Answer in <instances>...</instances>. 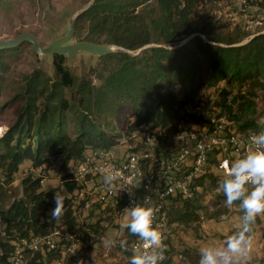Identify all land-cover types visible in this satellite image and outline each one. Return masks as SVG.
Wrapping results in <instances>:
<instances>
[{
    "label": "trees",
    "instance_id": "16d2710c",
    "mask_svg": "<svg viewBox=\"0 0 264 264\" xmlns=\"http://www.w3.org/2000/svg\"><path fill=\"white\" fill-rule=\"evenodd\" d=\"M204 2L212 0H95L77 18L74 38L123 49L102 57L114 61L95 75L100 84L92 76L75 75L67 65L68 56L62 54L53 55V75L38 68L25 77L13 100L23 103L17 119L0 135V221L7 224L8 240L31 238L50 229L47 217L55 190H41L43 176L29 174L22 182V196H13L15 174L25 161L37 169L60 157L65 165L81 159L88 149L118 145L140 126L176 131L181 125L211 126L213 118L224 117L241 133L264 129V112L259 111L264 93V31L240 45L236 44L241 38L214 35L196 22ZM193 34L197 35L177 46ZM18 50H0V95L9 61ZM208 87L215 88L216 97L205 110L195 111ZM205 180L208 187L224 179L210 173L200 184L205 186ZM62 183L73 191V182L64 177ZM218 199L219 207L205 213L210 219L229 217L225 197ZM198 202L172 205L170 223L201 222L203 208ZM71 206L67 198L63 220L69 225L74 223ZM125 238L131 243L137 237L125 228ZM164 247L161 264H180L167 241ZM11 250L8 241L0 240V264H8ZM179 254L186 262L199 264L197 248ZM60 255L37 253L27 264H51Z\"/></svg>",
    "mask_w": 264,
    "mask_h": 264
},
{
    "label": "built area",
    "instance_id": "2783aa9c",
    "mask_svg": "<svg viewBox=\"0 0 264 264\" xmlns=\"http://www.w3.org/2000/svg\"><path fill=\"white\" fill-rule=\"evenodd\" d=\"M253 133L257 132H238L224 117L213 118L211 126L181 125L176 131L140 126L126 137L123 152L115 151L119 143L110 148L88 149L81 159L65 165L61 160L60 178L75 184L73 191L66 189L71 193L74 223L69 225L63 218L55 223L48 220L51 224L47 233L8 240L7 224L0 221V240L12 246L8 264H27L37 253L46 256L59 252L62 257L54 260L57 264H62L66 255L78 258L82 237L88 230L86 217L94 209L106 207L121 216L136 204L143 205L145 197L149 198L147 206L155 210L153 227L161 232L164 246L163 234L178 226L169 221L171 206L199 199L207 186L206 180L205 186L199 180L210 173L227 179L220 165L251 152L255 146L249 137ZM50 162L54 163V158ZM109 171L119 174L111 187L104 182ZM121 248L135 254L147 251L138 237L131 243H122ZM237 264L254 263L243 260Z\"/></svg>",
    "mask_w": 264,
    "mask_h": 264
},
{
    "label": "rangeland",
    "instance_id": "374dc122",
    "mask_svg": "<svg viewBox=\"0 0 264 264\" xmlns=\"http://www.w3.org/2000/svg\"><path fill=\"white\" fill-rule=\"evenodd\" d=\"M88 3V0H1L0 40H13L22 33L31 32L36 34L41 45L45 47L56 37L68 31L73 16L77 11L86 7ZM196 22L200 26H206L207 31L214 35L222 34L226 38L231 36L241 38V42L237 44H242L253 35L264 31V0H247L246 2L241 0H212V2H204L196 17ZM200 35L207 40L205 36ZM186 39L177 46H180ZM76 41L73 38L69 43ZM121 50L123 49L116 48V51ZM102 57L87 51H80L68 56L66 61L75 75L78 77L92 76L94 83L99 85L100 80L95 75L102 72L103 68L111 67L114 61L112 59L105 60ZM9 64L10 69L4 74L5 86L0 95V135L17 119L23 103L13 100L14 96L22 91L25 77L38 68L49 75L54 74L53 55L36 53L30 43L22 44L17 56L10 60ZM92 68L96 70V73H91ZM223 85L225 82L220 84V86ZM215 97V88H205L201 104L195 108V111L205 110ZM259 111L264 112L263 92L259 97ZM261 120L264 121V117ZM117 126L119 127L120 124L117 123ZM126 137L120 140L115 151L123 152L126 149ZM62 166L60 158H54V163H46L37 169L32 167V162L25 161L15 174L12 183L13 196L16 198L22 196V182L29 174H33L36 177H45L42 181L41 190L54 189L55 192L58 191L67 198H71V193L67 192L63 186L62 178H60ZM217 186H206L204 193L199 196L198 205L203 208L201 210V222L176 226L172 228V231L169 230L163 234L165 242L167 241L177 252L175 260L180 261V264H191L179 254L181 250L188 247L198 250L202 248L223 249L225 242L221 241L239 230L236 228L226 236L218 232L226 225L223 222L231 216L242 218L241 210L237 205L229 208L230 214L227 218L210 219L205 214L219 207L215 205V202L219 200L218 196L223 194L216 191ZM10 200H13V197ZM54 207L55 203H53L50 212ZM49 214L47 219L55 223ZM257 218H260V221H257ZM257 218L252 228L261 226L264 236V214ZM129 221L130 212H124L121 216H117L114 211L113 213L109 212L106 207L94 209L90 216L86 217L88 230L82 237L80 256L70 258L69 255H66L62 264H79L80 261H83L84 264H129V259L134 253L121 248L122 243L128 244L125 238L126 227L124 225ZM59 222H62L61 219ZM166 248H169V245ZM61 257L60 255L59 258ZM51 264L57 263L52 261Z\"/></svg>",
    "mask_w": 264,
    "mask_h": 264
},
{
    "label": "clouds",
    "instance_id": "9594fccd",
    "mask_svg": "<svg viewBox=\"0 0 264 264\" xmlns=\"http://www.w3.org/2000/svg\"><path fill=\"white\" fill-rule=\"evenodd\" d=\"M254 149L242 158L224 161L220 167L226 171L227 179L218 182L216 191L225 197V207L237 205L242 211L240 229L229 235L223 249L202 248L199 264H237L239 259L247 257L252 250V225L256 218L264 214V131L253 133L249 137ZM118 173L107 172L104 182L109 187L118 178ZM66 196L55 192V207L50 216L59 222L64 212ZM144 204L130 208V221L124 225L131 235L143 241L147 251L133 254L129 264H161L165 260V247L161 232L153 227L154 209ZM129 210V209H126ZM123 246V245H122ZM79 264H84L80 261Z\"/></svg>",
    "mask_w": 264,
    "mask_h": 264
},
{
    "label": "water",
    "instance_id": "95a60500",
    "mask_svg": "<svg viewBox=\"0 0 264 264\" xmlns=\"http://www.w3.org/2000/svg\"><path fill=\"white\" fill-rule=\"evenodd\" d=\"M95 0H91L86 7L80 9L73 16L72 20L69 23L68 31L65 34H62L59 37H56L52 42L47 46H42L36 34L31 32H25L20 34L16 39L13 40H0V50L18 48L24 43H30L33 46V49L36 53L42 54H62L64 56H72L80 51H87L93 54L104 56L116 51V48H121L117 45H109L103 43H94L91 41H76L69 43L74 38V32L76 28V21L79 15L86 10ZM262 33V32H260ZM258 33V34H260ZM256 34V35H258ZM197 34H193L186 39L182 44L186 43L190 38ZM255 35L246 40H251ZM242 43V44H244ZM181 44V45H182ZM240 45V44H237Z\"/></svg>",
    "mask_w": 264,
    "mask_h": 264
},
{
    "label": "crops",
    "instance_id": "0c3cea01",
    "mask_svg": "<svg viewBox=\"0 0 264 264\" xmlns=\"http://www.w3.org/2000/svg\"><path fill=\"white\" fill-rule=\"evenodd\" d=\"M225 221L223 223H225L226 225L221 230L218 231L222 233L224 236L228 235L232 230L234 231V229L236 228L240 229L242 224V219L240 217L236 218L234 216H231ZM250 235L252 237V250L247 257L239 259L238 262L247 260L254 264H261V260L264 257V236L261 226L260 227L254 226L252 228V232L250 233ZM226 239H224L221 242H225Z\"/></svg>",
    "mask_w": 264,
    "mask_h": 264
}]
</instances>
